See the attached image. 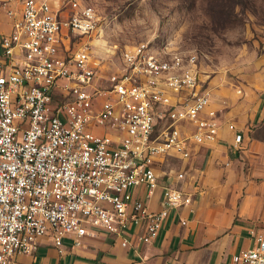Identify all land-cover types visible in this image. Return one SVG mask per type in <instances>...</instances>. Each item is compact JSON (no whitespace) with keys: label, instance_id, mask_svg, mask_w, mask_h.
Listing matches in <instances>:
<instances>
[{"label":"built area","instance_id":"2783aa9c","mask_svg":"<svg viewBox=\"0 0 264 264\" xmlns=\"http://www.w3.org/2000/svg\"><path fill=\"white\" fill-rule=\"evenodd\" d=\"M10 3L0 0V11L15 17ZM22 5L12 33L1 39L0 264L37 253L47 237L60 254L65 241L82 246L99 231L124 248L152 244L172 212L192 203L190 194L166 187L162 209L151 211L148 200L160 188L157 165L189 160L193 146L214 143L220 131L198 56L162 59L147 44L126 47L121 73L95 89L91 46L71 42L98 30L96 9L80 0ZM242 139L236 134L237 145ZM250 234L255 247L233 264H264V228Z\"/></svg>","mask_w":264,"mask_h":264},{"label":"crops","instance_id":"0c3cea01","mask_svg":"<svg viewBox=\"0 0 264 264\" xmlns=\"http://www.w3.org/2000/svg\"><path fill=\"white\" fill-rule=\"evenodd\" d=\"M22 1L11 0L15 17L0 11V62H4L1 39L12 33ZM218 119L217 140L193 146L190 159L178 170L186 174L185 181L175 171L159 172L164 160L157 165L160 188L148 200L151 211L162 209L166 187L192 196L189 206L172 212L157 241L139 249L124 248L116 236L99 231L85 238L82 246L65 241L60 254L47 237L40 240L37 253L19 255L14 264H233L235 255L255 247L250 230L264 228V102L251 118L239 120L235 132L228 129L230 123ZM95 131L117 134L106 128ZM236 134L243 137L239 145Z\"/></svg>","mask_w":264,"mask_h":264},{"label":"rangeland","instance_id":"374dc122","mask_svg":"<svg viewBox=\"0 0 264 264\" xmlns=\"http://www.w3.org/2000/svg\"><path fill=\"white\" fill-rule=\"evenodd\" d=\"M80 1L100 17L92 37L71 42L73 48L81 41L91 46L99 70L95 89H106L108 78L121 73L126 47L147 44L162 59L172 53L198 56L211 109L224 123L238 127L264 102V0ZM183 161L167 158L158 170L177 174Z\"/></svg>","mask_w":264,"mask_h":264}]
</instances>
